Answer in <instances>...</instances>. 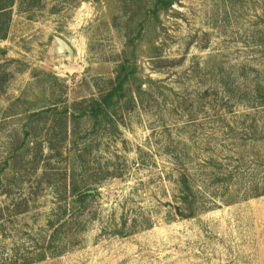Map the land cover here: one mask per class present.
<instances>
[{"label": "rangeland", "instance_id": "374dc122", "mask_svg": "<svg viewBox=\"0 0 264 264\" xmlns=\"http://www.w3.org/2000/svg\"><path fill=\"white\" fill-rule=\"evenodd\" d=\"M153 4L18 0L0 41V264L31 262L63 205L78 243L34 264H264V0ZM125 55L145 93L95 131L80 104ZM184 172L193 219L175 213ZM72 178L95 194L84 209L62 201Z\"/></svg>", "mask_w": 264, "mask_h": 264}, {"label": "trees", "instance_id": "16d2710c", "mask_svg": "<svg viewBox=\"0 0 264 264\" xmlns=\"http://www.w3.org/2000/svg\"><path fill=\"white\" fill-rule=\"evenodd\" d=\"M176 2L178 0H154L152 8L144 9L145 16L159 18L162 13L170 11ZM16 5H18V0H0V41L6 40L10 33ZM20 13L22 14L21 8ZM144 26L145 22H142L140 28H144ZM130 45L132 46L131 42ZM6 73L4 66L0 64V92L10 79L9 74ZM143 86L144 83L136 61L125 55L118 64L116 76L110 81L108 88L101 92L98 99L82 102L80 104L82 108L77 117L88 122L91 129L101 133H106L110 127L117 128V118L126 111V107L130 106V110L136 108L138 99L145 93ZM46 111L35 112L33 116H39L43 112L47 113ZM72 179L70 186L64 187V193L70 192V195L65 196L62 201L66 202L68 198H73V207L84 209L95 194H92V190L89 188L81 186L74 178ZM178 183L180 198L179 204L174 206L176 215L182 219H193L199 216L206 208L198 202L194 180L187 172H184L180 174ZM262 195H264V191ZM248 197L249 192L246 191L245 198ZM67 212V205L59 206V209L53 212L47 223L48 230L45 231V234L48 236H46L44 244L41 245V239L40 244L34 246L41 252L34 253L32 261L26 264L41 263L50 258L60 257L67 252L70 246L78 243L81 233L77 228L78 221L68 220Z\"/></svg>", "mask_w": 264, "mask_h": 264}, {"label": "water", "instance_id": "95a60500", "mask_svg": "<svg viewBox=\"0 0 264 264\" xmlns=\"http://www.w3.org/2000/svg\"><path fill=\"white\" fill-rule=\"evenodd\" d=\"M58 42V52L59 54H69L70 56H74V50L71 45L63 40L62 38H56ZM3 53V51H1Z\"/></svg>", "mask_w": 264, "mask_h": 264}, {"label": "crops", "instance_id": "0c3cea01", "mask_svg": "<svg viewBox=\"0 0 264 264\" xmlns=\"http://www.w3.org/2000/svg\"><path fill=\"white\" fill-rule=\"evenodd\" d=\"M57 38V37H56Z\"/></svg>", "mask_w": 264, "mask_h": 264}]
</instances>
